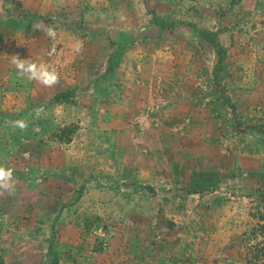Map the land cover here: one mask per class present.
Returning <instances> with one entry per match:
<instances>
[{
	"label": "rangeland",
	"instance_id": "rangeland-1",
	"mask_svg": "<svg viewBox=\"0 0 264 264\" xmlns=\"http://www.w3.org/2000/svg\"><path fill=\"white\" fill-rule=\"evenodd\" d=\"M0 165V264H264V0H0Z\"/></svg>",
	"mask_w": 264,
	"mask_h": 264
},
{
	"label": "clouds",
	"instance_id": "clouds-1",
	"mask_svg": "<svg viewBox=\"0 0 264 264\" xmlns=\"http://www.w3.org/2000/svg\"><path fill=\"white\" fill-rule=\"evenodd\" d=\"M43 30L45 34L51 38H56V31L51 25H45L43 21H39L34 25V29L39 31ZM11 63L15 66L17 74L26 77L28 81H35L45 87H52L59 82V77L54 68H51L45 63H34L29 59H21L18 54L12 55ZM39 111H42L40 109ZM6 126L12 128H19L21 131L27 129V122L19 121H6ZM16 190V180L13 175V169L0 165V194L7 193L9 196H14Z\"/></svg>",
	"mask_w": 264,
	"mask_h": 264
},
{
	"label": "trees",
	"instance_id": "trees-1",
	"mask_svg": "<svg viewBox=\"0 0 264 264\" xmlns=\"http://www.w3.org/2000/svg\"><path fill=\"white\" fill-rule=\"evenodd\" d=\"M204 36V35H203ZM205 39H207L209 41V43L214 47V48H219L218 45L215 44V42L210 39L209 37H204ZM219 52V51H218Z\"/></svg>",
	"mask_w": 264,
	"mask_h": 264
}]
</instances>
